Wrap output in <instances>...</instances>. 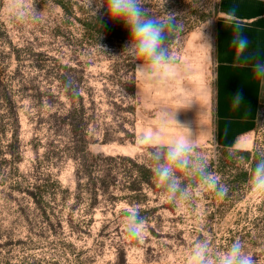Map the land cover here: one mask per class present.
<instances>
[{
  "label": "rangeland",
  "instance_id": "obj_1",
  "mask_svg": "<svg viewBox=\"0 0 264 264\" xmlns=\"http://www.w3.org/2000/svg\"><path fill=\"white\" fill-rule=\"evenodd\" d=\"M63 1L68 10L57 0H0V264H186L205 238L220 250L240 240L264 264V192L248 184L264 158V109L243 149H222L212 135L218 0H143L151 16L183 25L165 40L176 63L151 82L137 77L128 29L104 0ZM93 17L112 21L109 34L85 29ZM165 111L194 133L226 196L202 190L173 202L127 160L150 168L141 136L160 131L167 143L181 134ZM129 207L146 221L142 240L125 235Z\"/></svg>",
  "mask_w": 264,
  "mask_h": 264
},
{
  "label": "clouds",
  "instance_id": "obj_2",
  "mask_svg": "<svg viewBox=\"0 0 264 264\" xmlns=\"http://www.w3.org/2000/svg\"><path fill=\"white\" fill-rule=\"evenodd\" d=\"M104 7L111 19L121 21L128 29L129 41L124 51L138 61L135 68L137 77L147 82L155 81L159 68L176 63L165 46V32L175 34L183 28L174 14L169 13L167 19L153 17L144 7L143 0H104ZM33 19H37L35 11ZM231 45L239 57L250 59L247 55L250 41L242 29L237 28ZM251 66L257 78L264 77V59H254ZM162 119H171L182 130L181 134L167 143L160 142L163 133L155 130L140 139L148 148L145 158L150 171L168 198L173 202L187 203L201 195L202 190L210 191L219 198L226 196L228 187L210 170L209 161L200 152L191 129L175 119V112L165 111ZM248 184L253 191L264 192V158L254 162ZM123 216L125 235L131 240H142L147 229L141 209L129 207L124 210ZM186 264H256V261L240 240L220 250L214 249L211 241L205 238L193 242Z\"/></svg>",
  "mask_w": 264,
  "mask_h": 264
},
{
  "label": "crops",
  "instance_id": "obj_3",
  "mask_svg": "<svg viewBox=\"0 0 264 264\" xmlns=\"http://www.w3.org/2000/svg\"><path fill=\"white\" fill-rule=\"evenodd\" d=\"M237 28L250 41L248 60L239 57L231 45ZM256 58L264 59V0H218L211 127L214 142L222 149H243L257 129L264 109V77L253 74Z\"/></svg>",
  "mask_w": 264,
  "mask_h": 264
},
{
  "label": "trees",
  "instance_id": "obj_4",
  "mask_svg": "<svg viewBox=\"0 0 264 264\" xmlns=\"http://www.w3.org/2000/svg\"><path fill=\"white\" fill-rule=\"evenodd\" d=\"M57 1L59 2L60 6L64 10H68V7L66 6V4L64 3L63 0H57ZM112 24L113 23H112L111 20H107V19L100 18V17H93L89 21L84 22V26H85V29L87 31L95 32V33H98L99 35H101V34H109ZM165 37H166V39H165L166 41L170 40L172 38L170 33H166ZM240 153L243 154L246 158L249 157V152L240 151ZM127 160L129 162H131L133 167L137 168L139 172L141 171V173H143V177L145 178L144 182L147 184V186H150L151 188H153V184L150 181H148V179H150V177L153 176L151 171H150V168L137 166L130 159H127ZM82 168L84 169V172H87L85 170L84 166H82ZM78 175H79V173L77 174V176ZM247 175H248V173H244L242 176H244L246 178ZM101 186H102V189H98L97 188V184H91V187H89L88 192L90 193L91 196L96 195L99 190L103 191L106 188V186L104 184H102V183H101ZM130 188H131V190H134V191L137 190V189H135V188H137L136 185H134V187H130ZM106 232L107 231H106V229L104 227V229L102 230L101 233H106Z\"/></svg>",
  "mask_w": 264,
  "mask_h": 264
}]
</instances>
